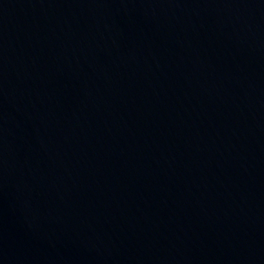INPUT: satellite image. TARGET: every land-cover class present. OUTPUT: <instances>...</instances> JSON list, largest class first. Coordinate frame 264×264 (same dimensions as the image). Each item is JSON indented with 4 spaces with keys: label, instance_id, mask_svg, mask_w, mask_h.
Wrapping results in <instances>:
<instances>
[{
    "label": "water",
    "instance_id": "water-1",
    "mask_svg": "<svg viewBox=\"0 0 264 264\" xmlns=\"http://www.w3.org/2000/svg\"><path fill=\"white\" fill-rule=\"evenodd\" d=\"M0 264H264V0H0Z\"/></svg>",
    "mask_w": 264,
    "mask_h": 264
}]
</instances>
